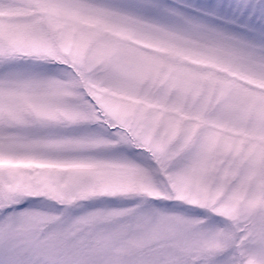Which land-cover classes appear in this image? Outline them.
Masks as SVG:
<instances>
[{"label":"snow or ice","instance_id":"1","mask_svg":"<svg viewBox=\"0 0 264 264\" xmlns=\"http://www.w3.org/2000/svg\"><path fill=\"white\" fill-rule=\"evenodd\" d=\"M0 264H264V0H0Z\"/></svg>","mask_w":264,"mask_h":264}]
</instances>
